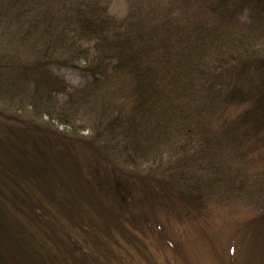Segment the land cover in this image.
I'll list each match as a JSON object with an SVG mask.
<instances>
[{
	"label": "rangeland",
	"instance_id": "rangeland-1",
	"mask_svg": "<svg viewBox=\"0 0 264 264\" xmlns=\"http://www.w3.org/2000/svg\"><path fill=\"white\" fill-rule=\"evenodd\" d=\"M175 1L102 0L99 6L120 23L135 7L156 3L160 15L170 5L177 6ZM197 1L188 0V25L199 29L203 22L218 27L197 14ZM48 3L60 8L59 0ZM205 10L203 7L201 11ZM180 14L183 18V10ZM18 15L14 11L9 19L7 16L13 20L10 24L4 22L6 17L3 21L0 18V231L1 224L4 228L5 223L11 224L49 264H264L263 211L257 203L264 196V139H241L235 143H241V147L234 145L237 153L231 143H221L224 149L218 151V159L229 161L225 167L209 164L222 181L219 188L212 192L208 186L187 188L185 193L189 195L182 194L183 200L177 196L178 204L168 199L179 207H203L199 212L181 209L185 214L181 218L151 196L160 193V185L165 188L167 184L175 192L168 179L182 171L188 140L189 145L199 142L206 151L208 139L218 146L221 133L239 123L253 100L243 99V95L239 101L214 95L195 109L177 96L168 106L171 112L168 109L160 114L158 107L144 104L137 109L135 90L129 83H133L132 77L119 73L108 78L92 75L100 46L96 47V36L78 32L71 51L75 54L71 55L73 59L66 55L69 66L64 67L65 61L57 64L55 59H62L60 53L33 57L36 50L29 42L36 34L29 41H18L19 29H27L32 17L28 12L20 14L21 18ZM234 16L228 28L218 27L216 35L226 37L229 30L231 39L227 38L226 44H230V50H255L254 59L264 61V0L249 1ZM74 19L77 21V17ZM62 20L58 22L66 21ZM70 25H74L73 18ZM107 27L106 35L111 30ZM33 42L43 52L41 44ZM202 47L205 49V45ZM233 60L236 72L239 69L242 75L262 68ZM165 65L162 75L175 79L179 89V64L170 69ZM36 66L43 67L35 71ZM56 84L64 86L65 91L57 92ZM231 85L239 96L253 92L236 86L233 78ZM165 94L168 105L170 92L165 89ZM132 115L140 125V135L131 133L123 146L110 141L121 134L107 126L111 120L126 122ZM227 136L225 133L221 140ZM201 151L200 147L195 157L206 165L210 156ZM167 160L170 164L163 167ZM73 162L75 168H71ZM190 171L194 170L185 168L184 178L199 176L190 175ZM115 181L117 190L112 185ZM26 198L28 204L36 206L41 219L33 220L28 215Z\"/></svg>",
	"mask_w": 264,
	"mask_h": 264
},
{
	"label": "trees",
	"instance_id": "trees-1",
	"mask_svg": "<svg viewBox=\"0 0 264 264\" xmlns=\"http://www.w3.org/2000/svg\"><path fill=\"white\" fill-rule=\"evenodd\" d=\"M249 1L251 3L259 2V0H199L197 1L198 6L196 12L202 17H207L206 23L208 20L209 23L212 20L214 23H217L218 27L225 26L228 28L230 21H234L235 12L239 8L246 6ZM48 2L50 0H0V18L3 21L6 17V21L4 22L10 24L13 20L9 21L8 19L14 15V11H18L19 15L17 17L19 18L26 12L30 13L32 17L27 22V29H19L18 31V41H29V38L33 34H36L37 36L34 37L35 40L33 39V41L37 40V43L39 42L38 44H41L44 50L40 52L39 49L42 50V48L37 47L30 40L29 46L33 44L30 47L36 50V56L33 55V57L38 58L47 52L53 54L60 53L62 59L61 57H56L55 59L57 60V64L65 61L64 67L69 66V57L73 59L71 55L75 53L71 51L72 46L74 47L75 36H77L78 32H82L84 35L96 36L98 42L96 47L98 45L100 46L98 55L96 56L97 58L94 59L96 65L92 69L95 74H91L99 78H108L113 73L128 76L130 79L132 77L133 83L129 80L127 81L134 87V104L138 106L137 109L142 108V104L145 106H155L159 108L160 114H163L168 109L169 111L172 110L168 106L172 99L177 96H180V100L187 106L195 109H200L201 105L205 104V99L214 95H225L226 99L233 97V101H239L243 95V99L250 98L249 100H253L250 110L245 111L246 113L240 119L239 123L231 126L230 130L227 129V131L224 130L221 133L222 136L218 139V146L215 144L216 142L208 139L209 147L206 151L199 142L191 145H189L190 140L186 142V147H188L186 152L188 153L183 160V169L180 173L178 172L168 179L174 191L179 193L178 195L168 189L166 187L167 184L165 188L160 185V193L162 192V194L151 195L154 201H160L164 209L167 208L171 211L178 212L181 218L185 217L184 211L181 209L189 212H199L203 207L195 206V204H186L184 205L185 208L179 207L169 202L168 199H173L178 204L176 197L179 196V200H183L184 197L182 194H186L185 190L187 188L208 186L211 192L219 188L217 186L222 181L219 180L215 168L225 167V162L229 161L218 159V151L224 149V146L220 145L221 143H231L233 147H241V143L236 145L235 143L241 142V139L245 140L249 136H254L253 138L259 137V140L264 139L262 131L264 129L263 59H254L256 54L254 52L255 50H248L243 53L235 49L230 50L228 48L230 44H226L228 43L227 38L231 39V32L229 30L225 33V37L224 35H216L218 27L215 24L210 27L202 22L199 29L188 25V19L191 15L188 0H176L175 3H177V6L170 5V8H166L160 15L155 10L156 3H153L152 6L143 5L135 7L134 10L131 9L125 21L120 23H116L108 15V12L99 6L102 0H59L60 8L48 6ZM203 7L206 9V13L201 11ZM169 9L175 11V14L166 13ZM182 10L183 18L182 14H180ZM48 12H50L49 15ZM54 12L57 15L51 17ZM8 15L9 17L7 19ZM75 17H77V21L74 19ZM72 18L74 21L73 26L70 25ZM62 19L66 21L64 23L58 22ZM183 20H185L186 25ZM2 21H0V24ZM106 26H109L107 28L111 29L107 30L108 35H106L104 30ZM39 31H41V38ZM219 41L222 42L221 45H218ZM213 43L216 44V47H212ZM203 45H205V49L202 50ZM221 48H226V50L217 53L216 51ZM75 52L78 53L79 50ZM205 53L209 54L208 58L211 56L212 61L206 59ZM248 53L254 55L249 57ZM66 55H69V57ZM226 59H229V63H227ZM233 59L243 60V63H246L248 67L256 63L261 65L262 68H259V72H248L246 74L244 72L242 75V71L239 73V69L236 72V61ZM70 61L72 62L73 60ZM175 63L179 64V80L181 83L179 89L175 87V79H168V76L164 77L162 75L165 64V68L170 69ZM42 67L36 66L34 70L36 71ZM82 71L88 73L90 70L82 69ZM232 72L234 73L233 77H231ZM232 78L235 80L236 86L239 88H251L253 92L245 91V94L237 95V92L232 89L234 88L231 85ZM167 81L169 84H167ZM56 86L58 87L57 92L65 91L64 86H58V84ZM60 87L62 88L61 90H59ZM165 89L170 92L168 105L164 99L166 95ZM134 115L128 121L126 120V122L111 120L107 126H111V128L116 129L121 134L117 139L112 137L110 141L120 143L123 146L126 140L131 137V133L134 136L140 135V125L135 121ZM225 133L229 136L221 140ZM232 137L234 138L231 139ZM258 144L260 146L261 141ZM200 147L201 152L210 156V160L206 165L203 159L199 161L195 157ZM234 150L236 153L239 151L236 147ZM189 153H193V155ZM170 162H173V160H170ZM168 164H170L169 160H167L163 167ZM209 164L215 168L211 169ZM75 167L76 162H73L71 168ZM189 167L194 170L188 172L190 175L196 173L200 177L192 176L188 179L184 178L185 172L183 171ZM196 169L198 173L195 172ZM207 171L210 173L208 174ZM211 172H213L214 177H211ZM94 181L97 183V179ZM107 183L109 185V182ZM114 183L117 182H113V186ZM78 185L81 186L79 183ZM117 185L115 184L114 186L116 190ZM98 187L102 188L103 186L99 184ZM190 190L188 189V191ZM89 193L91 192L89 191ZM199 197L202 199L201 195ZM263 198L264 196L262 199L259 198L257 203L261 205L259 206L263 211L261 218L264 221ZM147 199L149 200V198ZM25 201L29 210L28 215L33 220L41 219L35 212L36 206L28 204L29 200L27 198ZM122 203L127 205L125 201H122ZM188 217L195 216L189 215ZM5 224L6 228L1 224L0 231V238H3V240H0V264H49L43 260L42 254L36 249L35 245L30 246L27 244L25 240L20 238L21 236L14 230L11 224ZM4 235L6 238H4Z\"/></svg>",
	"mask_w": 264,
	"mask_h": 264
}]
</instances>
